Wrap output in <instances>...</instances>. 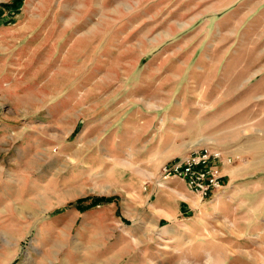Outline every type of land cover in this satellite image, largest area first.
<instances>
[{"label":"rangeland","instance_id":"obj_1","mask_svg":"<svg viewBox=\"0 0 264 264\" xmlns=\"http://www.w3.org/2000/svg\"><path fill=\"white\" fill-rule=\"evenodd\" d=\"M263 7L0 8V264H85L91 253L124 264L119 235L141 221L147 238L130 237L151 264H264ZM203 146L232 158L225 187L163 224L158 242L154 204L178 186L157 187L160 167Z\"/></svg>","mask_w":264,"mask_h":264},{"label":"built area","instance_id":"obj_2","mask_svg":"<svg viewBox=\"0 0 264 264\" xmlns=\"http://www.w3.org/2000/svg\"><path fill=\"white\" fill-rule=\"evenodd\" d=\"M232 164V158L212 147L203 146L174 158L160 167L159 182L178 178L201 200L212 199L222 193L225 183L222 168Z\"/></svg>","mask_w":264,"mask_h":264},{"label":"crops","instance_id":"obj_3","mask_svg":"<svg viewBox=\"0 0 264 264\" xmlns=\"http://www.w3.org/2000/svg\"><path fill=\"white\" fill-rule=\"evenodd\" d=\"M253 21L258 22L259 24L264 23V7L259 9L258 12L256 13V15H254L253 17ZM264 80V77L259 79L258 82H261ZM177 180V181H176ZM173 182H177L178 186L173 189L170 193L171 195V199L170 201L167 202V205H165L164 201H162V196L161 194H159V203L156 202L154 204V211H156V215L158 217V220L156 222L155 229L154 232L156 233L155 237L156 240L159 242V229L161 227H163V224L172 221L178 217H180L181 215H183L182 213V209H192L195 208L196 204L198 203V200L200 199L197 195H195L194 193L190 192L186 186L183 180L178 179V178H174L171 179L170 181H168L166 183L170 184ZM156 188V187H155ZM161 188H159L160 190ZM198 199V200H197ZM211 200V199H210ZM199 201H202L201 199ZM148 226L146 223H143L142 221L139 222V224L134 225L133 227L129 228L127 227V229L124 230V232L126 233H130V235L132 236L134 232H139L142 233V236H144L145 238H147L146 236H148ZM143 232H145L143 234ZM130 235L128 234H120L119 236L122 237L125 241L127 240L129 243V249L124 251V255L119 256L122 259H125L127 261H124V264H151V261L147 260V246L142 247L141 249H137L135 248V243H134V239L132 237H130ZM124 236V237H123ZM129 236V237H128ZM129 238V239H128ZM89 257L87 262L85 264H117L115 261H112L110 259V255H106L105 257H101V256H97V255H93L92 253L91 255H88ZM105 258V259H104ZM102 261V263H99L100 260Z\"/></svg>","mask_w":264,"mask_h":264},{"label":"trees","instance_id":"obj_4","mask_svg":"<svg viewBox=\"0 0 264 264\" xmlns=\"http://www.w3.org/2000/svg\"><path fill=\"white\" fill-rule=\"evenodd\" d=\"M22 1L23 0H12L10 3L0 4V8L7 9L8 12L10 13V15H12L13 13H15L17 11V9L21 5ZM103 201H107V200L106 199H98L96 202H103ZM79 202L80 201H78L77 203H79ZM79 209H81V208H79Z\"/></svg>","mask_w":264,"mask_h":264},{"label":"bare ground","instance_id":"obj_5","mask_svg":"<svg viewBox=\"0 0 264 264\" xmlns=\"http://www.w3.org/2000/svg\"><path fill=\"white\" fill-rule=\"evenodd\" d=\"M165 184V183H164ZM162 185V184H161ZM164 186V185H163Z\"/></svg>","mask_w":264,"mask_h":264}]
</instances>
